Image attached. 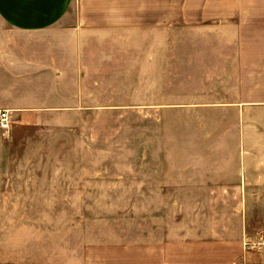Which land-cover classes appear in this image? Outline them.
<instances>
[{
	"label": "rangeland",
	"instance_id": "rangeland-1",
	"mask_svg": "<svg viewBox=\"0 0 264 264\" xmlns=\"http://www.w3.org/2000/svg\"><path fill=\"white\" fill-rule=\"evenodd\" d=\"M221 6L74 1L68 21L100 28L84 37L82 103L0 126V264H94L177 213L239 212L240 199L174 196L176 176L237 157L238 108L225 104L250 88L224 68ZM248 200L264 234V198Z\"/></svg>",
	"mask_w": 264,
	"mask_h": 264
},
{
	"label": "crops",
	"instance_id": "crops-1",
	"mask_svg": "<svg viewBox=\"0 0 264 264\" xmlns=\"http://www.w3.org/2000/svg\"><path fill=\"white\" fill-rule=\"evenodd\" d=\"M74 1L0 0V112L12 117L82 103L84 37L100 28L68 21ZM221 15L224 42L233 43L229 53L224 45V68L250 88L225 104L238 108L237 157L209 175L176 176L174 196L240 199L239 212L177 213L175 225H149L141 245L112 248L110 260L94 264H264V250L254 247L264 234L250 225L248 200L264 198V0H222ZM151 230L159 232L157 242Z\"/></svg>",
	"mask_w": 264,
	"mask_h": 264
},
{
	"label": "built area",
	"instance_id": "built-area-1",
	"mask_svg": "<svg viewBox=\"0 0 264 264\" xmlns=\"http://www.w3.org/2000/svg\"><path fill=\"white\" fill-rule=\"evenodd\" d=\"M11 115L7 110L0 112V126L4 130H8L11 127ZM254 247L260 251L264 250V235L254 244Z\"/></svg>",
	"mask_w": 264,
	"mask_h": 264
}]
</instances>
